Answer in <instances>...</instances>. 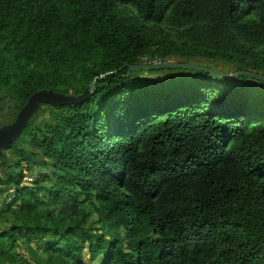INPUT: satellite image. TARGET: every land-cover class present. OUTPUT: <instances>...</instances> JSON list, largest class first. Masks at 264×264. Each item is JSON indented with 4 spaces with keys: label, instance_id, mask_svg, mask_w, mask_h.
<instances>
[{
    "label": "trees",
    "instance_id": "1",
    "mask_svg": "<svg viewBox=\"0 0 264 264\" xmlns=\"http://www.w3.org/2000/svg\"><path fill=\"white\" fill-rule=\"evenodd\" d=\"M173 58L264 74V0H0L2 116L97 78L0 153V264H264V81Z\"/></svg>",
    "mask_w": 264,
    "mask_h": 264
},
{
    "label": "water",
    "instance_id": "2",
    "mask_svg": "<svg viewBox=\"0 0 264 264\" xmlns=\"http://www.w3.org/2000/svg\"><path fill=\"white\" fill-rule=\"evenodd\" d=\"M126 66L128 67V74L135 70L180 68L203 71L218 77L234 78L239 75H245L256 80L264 81V74L262 73H256L251 71H236L227 74L226 72H223L219 69L207 67L193 62H178L174 60V58L166 62H154L141 65ZM167 78L171 77H168L166 75L158 77V79L164 80H166ZM96 80L97 78H95V80L92 81L91 84L80 95L56 93L52 89H42L32 94L13 122L0 125V153L2 152L5 146L16 141L19 138L21 132L27 125L30 117L33 116L39 110L41 103L46 102L52 105H63L72 102L84 101L95 92Z\"/></svg>",
    "mask_w": 264,
    "mask_h": 264
},
{
    "label": "rangeland",
    "instance_id": "3",
    "mask_svg": "<svg viewBox=\"0 0 264 264\" xmlns=\"http://www.w3.org/2000/svg\"><path fill=\"white\" fill-rule=\"evenodd\" d=\"M145 72H147V71H145ZM166 76L170 77L171 75H166ZM44 117H45V114H42L40 111H38L35 114L34 119L37 121V123H40L41 120L44 119ZM47 119L50 120L49 117H47ZM0 121L7 122V123L11 122L9 118H7L4 115L2 116L1 114H0ZM39 158H40V156L37 157L36 159H34L33 162H31L29 164V171H31L32 173H35L36 171L44 172L46 170V169H39L38 168V164L37 163L39 162ZM25 173L28 174L29 172H25ZM28 176H30V175H28ZM32 179H33L32 177H27V180H29V181H32Z\"/></svg>",
    "mask_w": 264,
    "mask_h": 264
}]
</instances>
